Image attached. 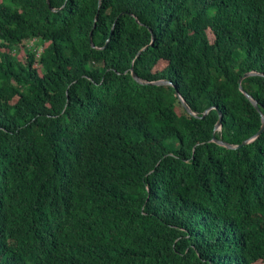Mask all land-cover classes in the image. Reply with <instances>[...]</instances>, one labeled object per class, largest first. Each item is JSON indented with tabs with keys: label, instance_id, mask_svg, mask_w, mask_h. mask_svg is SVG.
<instances>
[{
	"label": "trees",
	"instance_id": "1",
	"mask_svg": "<svg viewBox=\"0 0 264 264\" xmlns=\"http://www.w3.org/2000/svg\"><path fill=\"white\" fill-rule=\"evenodd\" d=\"M263 115L264 0H0V264H264Z\"/></svg>",
	"mask_w": 264,
	"mask_h": 264
},
{
	"label": "water",
	"instance_id": "2",
	"mask_svg": "<svg viewBox=\"0 0 264 264\" xmlns=\"http://www.w3.org/2000/svg\"><path fill=\"white\" fill-rule=\"evenodd\" d=\"M48 2H49V0H48ZM90 41H91L92 44H94V42H93V35H92V32L90 33ZM131 70H132V74H133L134 78H136V79L139 80V81H142V80L139 78V76L137 75V73L134 71V67H133V66H132ZM251 74H255V73H254V72H248V73H246L243 77H241L240 80H239V83H240V86H241V89L243 90V92H245V90L243 89V87H242V85H241V83H242V79H243L245 76H247V75H251ZM150 83H152V84H166V83H170V82L167 81V80H158V81H151ZM245 93H246V95H247L249 98L252 99V101H253V103L255 104V106H256L257 108H259V105H258L257 100H255L254 98H252L251 95H250L249 93H247V92H245ZM210 109H211V108H208V109L205 111V114L208 113V111H209ZM262 121H263L262 126H261V128L256 132V134H255L252 138L247 139V140H244V141L242 142V144H245V143L249 142L250 140H252V139L258 137L260 134H262V133L264 132V115H263V117H262ZM221 125H222V113L220 112V117H219V120H218V122H217V124H216V128H220ZM213 140H214L215 142H218L219 144H222V145H224V146H227L228 148H236V147L238 146V145L231 144V143H229V142H227V141H224V140H222V139H219V138H217L216 136L213 137Z\"/></svg>",
	"mask_w": 264,
	"mask_h": 264
}]
</instances>
